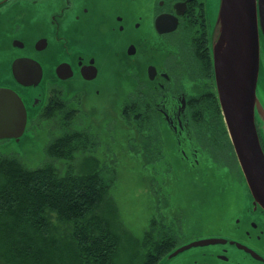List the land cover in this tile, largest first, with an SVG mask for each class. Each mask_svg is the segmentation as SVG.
Instances as JSON below:
<instances>
[{"label":"flooded vegetation","instance_id":"obj_1","mask_svg":"<svg viewBox=\"0 0 264 264\" xmlns=\"http://www.w3.org/2000/svg\"><path fill=\"white\" fill-rule=\"evenodd\" d=\"M220 5L221 0H0V88H12L22 97L28 125L33 115V122L38 123L50 104L75 111L70 107L74 96L100 95L101 89L93 85L118 70L132 82L128 93L140 99L151 93L153 103H139V109L143 112L144 107L159 117L156 146L162 151L164 137L173 139L180 162H188L187 171L194 173L193 180L201 175V157L207 154L241 181L242 192L235 194L234 210L224 220L208 224L197 217L174 216L168 227L152 228L153 238L166 239L170 248L152 250L149 260L154 264H264V208L241 168L218 97L212 35ZM260 38L262 73L261 29ZM30 70L40 74L37 86L16 81ZM42 85L45 98L36 91ZM214 96L222 119L211 122L220 126L219 138L214 137L220 141L217 145L207 136L210 124L196 121V114L212 111ZM256 121L264 152V114ZM7 140L14 141H0ZM158 160L154 159V165L164 169ZM163 160L169 163L167 157ZM211 172H206V178ZM209 187L201 197L209 196ZM189 188L194 191H187L190 197L200 198ZM224 189L233 192L220 186L219 196L226 197ZM152 220L156 223V217ZM192 244L197 245L177 253ZM147 253L144 250L143 261Z\"/></svg>","mask_w":264,"mask_h":264},{"label":"trees","instance_id":"obj_2","mask_svg":"<svg viewBox=\"0 0 264 264\" xmlns=\"http://www.w3.org/2000/svg\"><path fill=\"white\" fill-rule=\"evenodd\" d=\"M213 99L206 104L215 109L196 114V121L207 122V115L212 124L222 122ZM139 103L132 99L123 117L136 126L147 164L153 162L147 158L156 155L158 119L144 107L140 112ZM63 108L50 104L43 114L53 123L61 116L60 134L48 145L44 166L30 169L16 157H0V261L6 264H118L121 239L112 227L118 219L112 196L116 170L97 158L99 141L89 130L72 127L69 116L74 111ZM131 140V151L139 153L136 139ZM77 158L83 171L71 164ZM140 244L148 251L141 264L156 263L149 260L152 250L170 249L166 239L156 241L152 232Z\"/></svg>","mask_w":264,"mask_h":264},{"label":"rangeland","instance_id":"obj_3","mask_svg":"<svg viewBox=\"0 0 264 264\" xmlns=\"http://www.w3.org/2000/svg\"><path fill=\"white\" fill-rule=\"evenodd\" d=\"M260 75L258 98L264 104L263 57ZM131 84L129 76L120 74L118 70L117 74H113L111 70L108 78L93 85V88L101 89L100 95L91 93L90 97L84 99L79 95L74 96L70 107L75 111L69 116L73 118L72 127L79 130L87 129L96 137L100 146L97 147L95 155L102 163H105L104 165L111 166L116 170L117 180L112 189V196L116 203L119 220L114 221L112 227L121 239V251L117 257L118 264H141L144 257V250L140 248L141 240L156 225L164 224L168 227V221L174 216L197 217L199 220H208V224H213L212 222L215 220H224L234 210L235 194L242 192L241 181L234 180L227 170L212 162L207 154H203L204 157H201V166L198 168L201 175L198 179L193 180L194 173L187 171L188 162L185 160L180 162L181 158L173 148V139L168 138L167 141L164 137L160 146L162 151L156 146V156L154 157L153 154L151 158H147L154 161L158 157V161H161L160 165H164V169L159 164L156 167L154 162L146 164L137 128L128 125L123 117L122 108L132 99L141 101L140 103H145V105H151L153 98L150 92L146 93L148 96L142 97V99L139 98V95L128 93ZM36 91L41 93L44 98L46 97L47 91L44 85ZM32 92L28 96H31ZM55 106L59 107V104H55ZM34 118L35 115H33L26 135L21 141H0V157H16L30 169H38L46 164V149L51 141L60 134V130L57 128L60 126L61 116L59 115L54 120L55 123L46 116H42L38 123L33 122ZM206 118L207 124H210L209 129L207 128V136L213 145H217L215 143L217 139L212 137L218 136L219 128H215L211 124L207 115ZM157 119L159 120V117ZM161 121L162 123L164 121L162 117ZM132 138L136 139L134 144L142 152L131 151ZM162 154L165 156L163 157ZM165 157L169 163L163 160ZM71 164L76 171L84 170L83 164L78 158ZM60 167L65 168L66 166L64 163H60ZM154 168L155 172H153ZM211 169L210 177L206 178V172ZM226 173L229 174L228 178ZM155 178L158 182L155 181ZM208 185H210L209 196L201 197ZM215 186L218 190L220 186H227L233 189V192L224 189L227 194L224 198L222 195L219 196ZM189 187L196 190V194L200 198L190 197L187 191H194ZM109 212L112 214V211L109 210ZM154 217H156V223L151 226ZM0 264L6 263L0 261Z\"/></svg>","mask_w":264,"mask_h":264},{"label":"water","instance_id":"obj_4","mask_svg":"<svg viewBox=\"0 0 264 264\" xmlns=\"http://www.w3.org/2000/svg\"><path fill=\"white\" fill-rule=\"evenodd\" d=\"M260 29L264 35V0H221L212 35L218 97L241 168L264 208V152L256 127L257 117L264 114V104L258 98ZM15 65L19 68L21 62ZM29 74L34 78H25ZM16 81L37 86L40 74L30 70L23 77L19 74ZM28 119L22 97L12 88H0V140L21 141ZM194 245L184 246L177 253Z\"/></svg>","mask_w":264,"mask_h":264},{"label":"bare ground","instance_id":"obj_5","mask_svg":"<svg viewBox=\"0 0 264 264\" xmlns=\"http://www.w3.org/2000/svg\"><path fill=\"white\" fill-rule=\"evenodd\" d=\"M217 193H219V190L217 191ZM221 195H222V193H221Z\"/></svg>","mask_w":264,"mask_h":264}]
</instances>
